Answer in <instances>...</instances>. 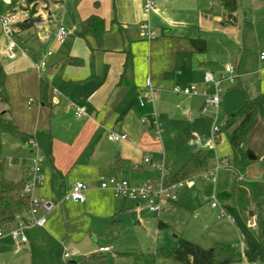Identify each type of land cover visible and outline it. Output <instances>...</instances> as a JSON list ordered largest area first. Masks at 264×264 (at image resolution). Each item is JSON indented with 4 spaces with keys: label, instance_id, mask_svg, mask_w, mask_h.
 Returning a JSON list of instances; mask_svg holds the SVG:
<instances>
[{
    "label": "crops",
    "instance_id": "crops-1",
    "mask_svg": "<svg viewBox=\"0 0 264 264\" xmlns=\"http://www.w3.org/2000/svg\"><path fill=\"white\" fill-rule=\"evenodd\" d=\"M156 1L158 4L146 14L141 0H42L39 2L37 14L34 15L41 20L26 29H21L18 23L29 21L32 4H27L25 0L10 3L8 13L17 16L14 36L26 34L28 42L37 39L44 42L51 39L53 53H42L43 57L46 56V62L51 59L45 69L43 68L50 78L49 80L46 76L49 82L48 101L51 105L39 102V80L36 85L30 80L34 73H38L34 62L41 53L36 57L24 54L11 59L5 49L10 61L9 71L21 79L17 83L18 95L9 98L8 103L0 101L3 104L1 114L4 118L13 120L22 131L33 135L40 147L42 146L38 134L42 129L49 128L52 143L49 150L44 149L46 161L43 156L40 161L44 179L36 184L34 195L39 199L52 200L57 206L48 214L45 227L27 229L30 233L27 234L26 243L16 244L9 235L0 239V264H26L25 260L9 257L12 256L11 253H18L21 248L29 253L26 257L27 264H33L39 248L45 257L57 264L56 257L62 255V244L80 251L85 254L84 257L92 253L104 256L105 252H99V247L108 245L99 246L97 251L87 242L89 235L103 236L107 233L106 230H110L108 234L116 240H123L130 232H135V227L131 229V226H125L126 221H137L142 225L144 216L139 202L117 197L109 189L101 187L102 181L109 176L135 180L136 170L148 164L144 163L143 159L144 152L150 146L146 128L153 130L151 125L143 124L135 110H130L122 118H119V113L114 110L115 103L123 93L124 86H118V82L127 56L132 58V75L137 90L140 93L144 91L148 78L154 87L160 89L152 107L162 121L163 115L174 113L172 108L175 86H193L199 90L212 91L213 87L205 84L204 72L210 71L218 76L224 72L225 67L219 65L216 59L233 58L230 52L226 53L225 41L221 37L218 38L220 45L216 51L220 58L210 55V38L203 34L205 23L214 17L223 18V28L237 24V21L234 24L226 22L222 8L218 11L207 5L201 6L204 2L198 0ZM60 9L65 12L61 14ZM54 12H59L61 17L54 18ZM41 14H45L47 18L43 19ZM91 14H98L105 20L107 31L101 48L92 36L83 38L78 34L83 21ZM146 18L153 27L161 30L159 37L156 32L157 36L153 40H147L140 34L141 22ZM47 21H57L56 28L64 25L69 30V35L63 41H58L53 36V29L52 35L48 37L47 32L40 31ZM245 35H242L241 58L236 55V65L231 66L237 72L236 81L244 87L245 95L254 97L260 93L264 94V62L259 58L260 51H264V31L258 32L254 26L252 40L256 49L249 48L253 49L249 53L255 55L254 63L251 64L245 63L244 59ZM195 38L205 41L204 52L195 50L191 41ZM236 53L238 52L233 50L232 55ZM71 57L79 62L72 64L69 62ZM222 82L221 87L224 90ZM31 98L32 107L29 105ZM204 99L201 93L189 95L190 110H200ZM69 100V106L73 110L72 103L85 107L87 116L75 129L61 128V125H65L61 123H57L54 129L52 124L47 123L48 117L60 121L69 109L66 105ZM6 110L8 112H5ZM108 131L120 132L118 134L125 135L127 139H120L124 140L122 143L118 140L116 145H106L103 133ZM151 141L154 143L161 140ZM200 149L207 148H198L192 156ZM117 158L124 160L115 163ZM29 169L30 164L23 160L22 176L13 181L29 177ZM165 171H169V167H166ZM78 181L87 185L86 200H61L62 195L70 191ZM26 214L27 208H24L19 216ZM81 258L83 257L79 259ZM75 261L77 260H70L69 264ZM235 263L236 261L232 264Z\"/></svg>",
    "mask_w": 264,
    "mask_h": 264
},
{
    "label": "rangeland",
    "instance_id": "rangeland-1",
    "mask_svg": "<svg viewBox=\"0 0 264 264\" xmlns=\"http://www.w3.org/2000/svg\"><path fill=\"white\" fill-rule=\"evenodd\" d=\"M14 1L15 0H0V64L4 67L7 74L6 89L10 99L12 96L18 95L17 83L21 77L18 75L16 76L14 72L9 71L10 69H8L10 61L7 58L5 49L10 41L3 33L1 18L9 12L8 8L10 7V3ZM152 1L155 3V6L158 4L156 0ZM205 5L212 7L214 10L221 11L220 2L217 0H211L206 3L204 2L201 6ZM55 12L53 17L55 18L59 16L60 18L61 15L59 12ZM64 12L65 11L60 9L61 14ZM41 15L43 19L47 18L45 14ZM236 16L238 19L237 24L235 26H227L226 28H223L221 24L223 18L214 19V17H211V20L205 23V30H203L204 36H208L210 38L211 56L218 57L216 54V51L220 45L218 38L221 37L222 40L225 41V51L226 53L230 52L229 54L233 58L218 57L220 59H216V61H218V64L223 68L226 66V64L233 66L236 65V55L239 59L241 58L243 53V33L246 34V49L244 51V53H246L244 57L245 63H254L253 58L255 55L249 53L253 50L249 48L256 49L255 42L252 40L254 26L256 31H264V0H240L238 9L236 11ZM145 21H148L149 25L158 33L159 37L161 30H159V28L153 27L147 18L141 22L140 34L143 36L141 29L142 24ZM55 25L57 26V21H47L40 31L47 32L49 37L52 35V31L54 29L55 31L53 36L56 39L58 28L61 25H59L58 28H56ZM27 38L28 37L26 34L13 37V41L17 45V57L24 54L33 55L36 57L39 56V53H41L37 61L34 62L37 63L43 60V54L45 55L48 52L53 53L51 39L44 42H40L38 39L28 42V40H26ZM254 40H256V37H254ZM221 43L223 45V42ZM233 50H236L238 53L232 55ZM50 60L51 59L47 60V62H50ZM40 75L44 77L47 76L49 78L44 70L41 74L34 73L33 76L30 77V80L34 81V84L36 85ZM178 86L190 88L193 87L182 85ZM222 86L224 88V92L221 94L222 98L219 108L216 109L215 107H209L206 113H202L201 109L193 112L190 110L188 102L189 95L176 93L173 91V115H163V119L161 121L159 115L155 113L160 123L161 141H155L153 143L151 141V139L155 140L153 130L146 128V132L148 133L150 139V146L148 147L147 151L144 152V157H148L157 161L163 166L164 172L161 173L157 171L155 167L148 163L144 164L142 168L136 170L137 174L134 178L135 180L131 181L127 178L124 179H127L132 184L138 186L152 184L154 187H157V183L161 181L162 178L169 179L171 175L175 174L180 166L185 163L198 148H207V143L213 136V126L218 125L222 127L226 120L231 115L239 111L245 102L246 95L243 89L244 87H241V85L238 84V81H236L235 84H230L227 80H223ZM206 91L208 94H212L214 92L213 89L212 91H209L208 89ZM248 96L252 97V95L249 94ZM32 101V98L29 99V105L31 107ZM155 102L156 101H154V103ZM70 103L71 100H69L66 104L68 105L69 109L66 111L65 115H62V121L48 117L47 123H49V125L52 124L54 129H56L57 123L65 124L61 125V128L69 127L75 129L84 118H78L74 115V110L69 106ZM2 105L3 104L0 102V118L3 111ZM110 132L111 131L103 133V140L105 144H118L117 141L115 142L109 140ZM184 134H192L193 136H189L188 138L186 137L187 139H181V136ZM219 136L220 137L218 139L216 148L217 155L219 157H230L232 155V149L226 136L222 132L219 133ZM38 139L42 147H40L39 144L35 145L24 143L0 130V158L4 160L3 169L0 170V179L2 177L9 180H16L20 178L22 176L23 160L26 164H30V166L32 164V158L37 156H43L44 161H46L47 158L44 149L49 150L52 143V136L49 132V128L42 129V131L38 134ZM122 142H124V140H120V143ZM245 146L248 151L253 154V156H258L261 159H264L263 124L258 122V124L253 126L245 139ZM259 163L260 161L258 160L257 164ZM262 166L264 168V163ZM166 167H169V171H165ZM242 176H239L235 181L238 186L240 185V182H244V177ZM229 180L231 181V179ZM242 185L243 184H241V186ZM215 186L216 185L210 181L194 179L192 177L181 181L178 183V187L175 191L178 202L176 204L174 203L167 205L166 209L161 213H152L144 203H139L144 216L143 223L140 226L137 221L133 223L126 221L125 226H131V229L135 227V232H130L127 236H125V238H123V240H116L113 236H111V234H108L110 230H106L105 232L107 233H105L103 236L95 235L93 237L89 235L87 242L91 244L90 247L97 249V251L99 246L108 245L111 250L109 252L103 253L108 264H182L171 258V253L175 248L178 239L180 238L194 242L206 249L213 248L218 244L228 245L231 249L233 258L236 260L235 264H249L243 255L244 237L238 229L235 221L228 220L226 216H220L221 208L212 206V203L216 201ZM238 190L239 189L236 188V191ZM159 221H162L166 225L160 228L158 225ZM249 224H255V215H253L252 219H249ZM29 233L30 231L26 229V236L27 234L29 235ZM12 241L16 243L13 239ZM37 251L38 252L34 256L33 264H54L52 259L49 260L47 256L45 257L42 254V249L39 248ZM79 253L81 255L80 257H84L85 254L81 253L80 251ZM28 254V251H26L24 248H21L18 253H11L12 256L9 257H14L17 259L20 258L25 260L27 264L28 260L26 257ZM87 255L88 253L86 256ZM69 261L70 260H62L61 256L56 257L57 264H69Z\"/></svg>",
    "mask_w": 264,
    "mask_h": 264
},
{
    "label": "trees",
    "instance_id": "trees-1",
    "mask_svg": "<svg viewBox=\"0 0 264 264\" xmlns=\"http://www.w3.org/2000/svg\"><path fill=\"white\" fill-rule=\"evenodd\" d=\"M25 1L27 4H32V7L30 8L29 21L18 23L21 29L30 28L41 20L34 15L37 14L39 2L42 0ZM217 1L220 2L226 22L234 24L237 21L236 11L240 0ZM106 31L105 20L98 14H91L83 21L78 34L83 38L92 36L97 46L101 48ZM191 41L196 51L204 52L206 50V43L203 39L195 38ZM69 62L76 64L79 60L71 57ZM132 73V58L128 55L118 82V86H124L123 93L119 101L115 103L114 110L119 113V118H122L130 110H135L140 117L147 116L151 118L153 107L151 104L139 105L141 93L134 84ZM5 82L6 73L0 64V101L8 103L9 97ZM48 89V79L40 75L39 102L50 106ZM5 112H8V110ZM258 122L264 125V94L260 93L254 97L246 95L241 109L231 115L221 127V132L226 136L231 146L232 155L229 157L230 166L219 173L218 182L215 186V196L218 202L233 216L244 237L243 255L249 264H264V168L262 166L264 159L253 156L245 146L246 137ZM0 130L24 143L36 141L33 135L22 131L13 120L3 116L0 118ZM189 136L191 137V135L184 134L181 139ZM214 155V151L208 148L198 150L168 179V183L184 181L209 168ZM121 160L124 159L117 158L115 163H119ZM258 160L260 161L259 164H257ZM3 164L4 160L0 162V170L3 169ZM239 176L244 177V182H240L238 186L235 181ZM28 179L29 177L18 181L8 180L4 177L0 179V227L5 231L16 224L22 210L27 208L30 202L29 196L24 193V187ZM241 184L243 185L241 186ZM236 188L239 190L236 191ZM252 211L255 215L254 225L249 224ZM158 225L161 228L166 224L159 221ZM171 258L182 264H232L236 261L228 245L218 244L213 248L206 249L184 238L178 239L171 253ZM72 264L108 263L104 256L92 253L72 262Z\"/></svg>",
    "mask_w": 264,
    "mask_h": 264
},
{
    "label": "built area",
    "instance_id": "built-area-1",
    "mask_svg": "<svg viewBox=\"0 0 264 264\" xmlns=\"http://www.w3.org/2000/svg\"><path fill=\"white\" fill-rule=\"evenodd\" d=\"M49 1H62V0H49ZM142 1V8L144 13H149L154 7L155 3L152 0H141ZM16 14L7 13L5 16L1 18V24L3 33L9 39V43L6 47L8 52L9 58L16 57V49L17 45L13 41L14 33H15V20ZM141 32L143 36L147 40H153L156 38V31L152 29L149 25L148 21H145L142 24ZM69 35V31L63 25L58 28L56 39L59 41H63ZM50 55L51 52H48ZM259 58L261 61L264 62V51H260ZM46 66V56L43 57V60L34 64L35 69L38 73H41L42 69ZM237 72L235 68L231 65H226L224 68V72L220 75H215L210 71L204 72V81L206 86L213 87V93L208 94L205 89L199 90L197 87H180L175 86L173 91L176 93H183L186 95H198L203 94L205 99L203 106L201 108L202 113H206L209 107H215L216 109L219 108L221 102V94L223 89L221 87V82L223 80H227L229 83L234 84L237 80ZM160 89L154 87L148 78L146 80L145 89L141 93L139 97V105L144 106L146 104L153 105L155 99L159 96ZM74 108L75 116L78 118L87 116V109L83 106H78L72 103ZM141 122L143 124L151 125L155 139L157 141L161 140V129L160 123L154 113H151V118L147 116L141 117ZM213 136L207 143V148L214 151L215 155L210 162L209 168L194 174L192 178L194 179H202L206 181H210L215 185L218 182L219 173L222 169L227 168L230 166V158L227 156L219 157L216 153L217 143L219 139V133H221V127L218 125L213 126ZM109 139L118 141L120 139H127L125 135H121L118 133H110ZM28 144H37L35 141H31ZM42 157H34L32 158V164L29 169V179L27 180L24 193L29 196L30 202L27 206V214L26 216H19L16 224L11 226L7 231L0 227V239L3 238L5 235H9L16 243H26L28 238L25 234V230L32 227H40L43 228L47 222V216L57 206V203L49 200V199H39L35 197L34 191L36 184L41 182L44 179L43 174L41 173L40 168V161ZM3 159L0 158V162ZM144 162L151 164L153 167L156 168L157 171L163 173L164 169L163 166L160 165L157 161L144 157ZM179 182L168 183V179L162 178L161 181L157 183V187H154L152 184L150 185H134L129 180L124 178H118L115 176H109L101 183V187L104 189H109L112 193L117 197H126L133 201L144 203L146 207L152 213L159 214L163 210L166 209V206L169 204H174L178 201L176 196V189L178 187ZM86 191L87 185L84 182L78 181L75 182L70 191L66 192L62 195L61 200H71L74 202H84L86 200ZM216 198V196H215ZM213 207H220L221 213L220 216H226L228 220L234 221L233 216L228 213L218 202L217 198L216 201L212 203ZM226 211V213H225ZM62 260L67 261L71 259H79L80 253L77 250H71L67 245L62 244ZM109 247H99V252H107L109 251Z\"/></svg>",
    "mask_w": 264,
    "mask_h": 264
},
{
    "label": "water",
    "instance_id": "water-1",
    "mask_svg": "<svg viewBox=\"0 0 264 264\" xmlns=\"http://www.w3.org/2000/svg\"><path fill=\"white\" fill-rule=\"evenodd\" d=\"M250 215H251V219H252V217H253L254 213H253V212H251V213H250Z\"/></svg>",
    "mask_w": 264,
    "mask_h": 264
}]
</instances>
